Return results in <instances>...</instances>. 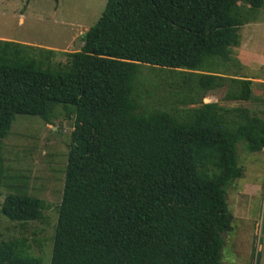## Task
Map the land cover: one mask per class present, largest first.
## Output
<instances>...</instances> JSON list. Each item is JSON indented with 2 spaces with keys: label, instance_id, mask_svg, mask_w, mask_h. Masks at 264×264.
<instances>
[{
  "label": "trees",
  "instance_id": "obj_1",
  "mask_svg": "<svg viewBox=\"0 0 264 264\" xmlns=\"http://www.w3.org/2000/svg\"><path fill=\"white\" fill-rule=\"evenodd\" d=\"M263 9L264 0H108L81 50L57 64L54 50L0 40V195L16 117L74 120L51 264H223L226 188L244 175L237 145L264 151V111L204 100L226 89V101H264L251 79L200 71L229 61ZM144 67L165 73L170 108H150ZM46 210L23 187L1 205L22 224L44 223ZM30 249L1 241L0 264H43Z\"/></svg>",
  "mask_w": 264,
  "mask_h": 264
},
{
  "label": "rangeland",
  "instance_id": "obj_2",
  "mask_svg": "<svg viewBox=\"0 0 264 264\" xmlns=\"http://www.w3.org/2000/svg\"><path fill=\"white\" fill-rule=\"evenodd\" d=\"M108 0H0V40L50 49L54 63H65V53L80 51L83 36L101 18ZM242 43L217 71L222 76L253 79L254 94L264 101V9L257 21L241 29ZM139 89L150 108H170L165 73L144 67ZM151 94L152 98L148 95ZM226 89L211 92L205 103L224 107H248L258 114L263 103L225 100ZM147 102H145L146 104ZM144 107H148L144 105ZM198 107V106H195ZM74 120L60 117L52 125L40 117H16L3 142L5 179L0 195V242L25 239L31 254L51 264L53 240L59 218ZM242 179L227 188L228 210L233 230L225 234L223 264H264V151L251 153L242 141L237 145ZM23 187L47 204L45 222H13L1 213L5 197Z\"/></svg>",
  "mask_w": 264,
  "mask_h": 264
},
{
  "label": "crops",
  "instance_id": "obj_3",
  "mask_svg": "<svg viewBox=\"0 0 264 264\" xmlns=\"http://www.w3.org/2000/svg\"><path fill=\"white\" fill-rule=\"evenodd\" d=\"M250 79V78H249ZM253 81V79H251Z\"/></svg>",
  "mask_w": 264,
  "mask_h": 264
}]
</instances>
